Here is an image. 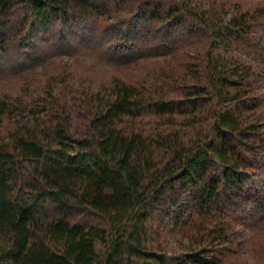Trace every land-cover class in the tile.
Returning <instances> with one entry per match:
<instances>
[{
    "label": "trees",
    "instance_id": "obj_1",
    "mask_svg": "<svg viewBox=\"0 0 264 264\" xmlns=\"http://www.w3.org/2000/svg\"><path fill=\"white\" fill-rule=\"evenodd\" d=\"M0 264H264V5L0 0Z\"/></svg>",
    "mask_w": 264,
    "mask_h": 264
},
{
    "label": "rangeland",
    "instance_id": "obj_2",
    "mask_svg": "<svg viewBox=\"0 0 264 264\" xmlns=\"http://www.w3.org/2000/svg\"><path fill=\"white\" fill-rule=\"evenodd\" d=\"M240 3L244 10H253L254 8L264 5V0H225Z\"/></svg>",
    "mask_w": 264,
    "mask_h": 264
}]
</instances>
